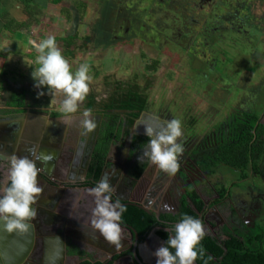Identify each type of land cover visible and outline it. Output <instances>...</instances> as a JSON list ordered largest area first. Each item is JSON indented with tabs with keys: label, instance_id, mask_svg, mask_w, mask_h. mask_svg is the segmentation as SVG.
Returning a JSON list of instances; mask_svg holds the SVG:
<instances>
[{
	"label": "crops",
	"instance_id": "obj_1",
	"mask_svg": "<svg viewBox=\"0 0 264 264\" xmlns=\"http://www.w3.org/2000/svg\"><path fill=\"white\" fill-rule=\"evenodd\" d=\"M96 1L0 0V148H6L11 153L15 149L17 153L20 150L23 155L19 154V156L32 155L30 150H34L33 158L41 154L52 157L45 163L37 161L38 166L42 169L38 180L43 187V192L34 205L38 214L31 221V225L34 232L38 230V233L36 232L32 250L25 256L23 264H62V258L63 264H92V262L110 260L121 253L126 254L115 260L113 264H134L131 257L133 240L122 236V246L117 248L106 241L91 225L95 198L89 189L94 187L106 173L111 174L110 181L115 187L112 197L114 200L119 199L121 203L145 204L156 211L164 210L165 213L168 211V207L176 209L172 203L176 195L175 189L169 186V182L165 178L162 179L163 175L159 174L158 166L147 158L140 161L122 154L125 151L122 150L121 138L112 142L111 153L108 155L106 163L108 167L93 182L94 186L77 185L88 181V171L79 169L82 158L78 162L80 157L78 153L72 155L71 159L65 163L61 158L60 149L65 147V134L69 130L68 134H71L72 129L77 127L83 134L80 124L82 113L79 115L62 113L60 104L63 95L48 93L46 88L36 87L32 72L37 67L35 60L39 53L29 44V38L40 39L46 38L48 35H55L62 54L71 57V49H75L74 47L79 42L82 43L84 38V42L88 40V37H84L83 34H85L89 19L95 16L94 11L98 10ZM116 1L119 2V0H108L112 5ZM216 3L218 0H214L213 4ZM247 4L249 8L253 5L251 12L246 11L247 20L251 25L254 24L255 27H258L262 33L255 53L250 58L253 63L262 68L259 74L262 81L256 78L257 74H252L251 69L245 68L240 73L242 77L238 80V83L246 81V85H248L247 87L245 84L242 85L244 93H249L248 91L254 86L253 83H258V81H261L264 86V0H247ZM103 14L102 11V16ZM249 47L250 50L253 49L252 46ZM41 90L44 91V95H39ZM86 98L84 108L88 107L92 97ZM114 103L115 100H112L97 110L93 103L91 107L92 112L95 111L93 117L98 121V118H102L100 114L109 109L108 107L116 106ZM16 113L21 115L13 116ZM15 131L19 135L16 141L15 137H11ZM85 137L81 139V144L84 148L83 151L86 152L89 138L88 135ZM14 142L17 148H14ZM79 144L76 146L79 147ZM72 145V143L71 146L68 145L70 151ZM82 155L86 158V153ZM92 156H87L88 166ZM138 165H145V172L143 171L142 176L136 179L128 171ZM129 168L131 169L129 170ZM3 178L5 182L8 181L7 172L4 173ZM41 178H44L47 183L43 182ZM243 184L246 185L241 188L229 189L230 198L221 204L222 210L228 213L231 211L235 213V207L239 204L242 205L241 218H236V222L233 221L234 219L228 220L227 218L218 225L203 221L206 235L218 238L224 227L229 230L248 231L256 224L264 223V202L258 211L259 215L251 211L252 215L247 214L249 210H246L244 206L250 202L249 195L257 196V200L262 201L260 198H264V190H260L259 187L264 183L251 174ZM246 186H250V192L244 190ZM254 186L257 188L254 189ZM162 190L164 193L160 197L159 194ZM199 190L203 191V188L200 187ZM197 193L199 194L198 188ZM213 195L215 198L214 193ZM199 197L204 200L201 195ZM59 214L66 217L64 226L67 229L71 224L72 232L67 233L68 236L65 231H63L65 232L63 237L56 236L55 232H51L53 230L61 232V230H57L60 229L57 226H61L63 223L55 222L58 220L56 216ZM56 223L60 225H56ZM207 229L210 231L207 232ZM0 230L5 232L0 235V252L2 251L0 264H6L5 260L8 258L5 259V256H10L9 258L13 259L19 255L21 251L19 245L23 241L22 236L20 237L18 233L9 234L2 228ZM140 243H143L140 245L142 247L140 250L142 263L156 264L157 257L154 252L163 244V241L156 237L154 232H151Z\"/></svg>",
	"mask_w": 264,
	"mask_h": 264
},
{
	"label": "flooded vegetation",
	"instance_id": "obj_2",
	"mask_svg": "<svg viewBox=\"0 0 264 264\" xmlns=\"http://www.w3.org/2000/svg\"><path fill=\"white\" fill-rule=\"evenodd\" d=\"M136 1L137 0H135L132 5V0H119V2L116 1L114 4V6L116 7L114 11L110 13L103 12L104 14L102 18L104 19L105 17H107V20H109L108 31L111 35L110 39L112 41L116 42L125 40L129 35H131V37L133 36L134 38H136L137 36L133 35V33H135V28L131 27V23L135 20L136 22H134V25L136 28L139 26L140 30L138 35L142 37L141 41H143L144 43L146 42L144 37L148 39H153L151 23L154 17L153 15H147V11L151 9L150 7L152 5H160L165 6L167 8V4L171 2H177V0H148L150 6L148 7V5H145V7H141L138 6ZM188 1L190 11H183V13L179 12L180 15H174L175 21H177V23L179 21V23H181L182 25L185 24L184 26L186 27V29H190V26L192 24L199 26V29L196 31V38H192L189 36L187 38L186 45L188 49L191 50V55H193V57H195L197 61H200L203 66H208L207 63L212 59V65L210 66H212L213 70H215V66L213 65L215 58H213V55L216 54L217 48L212 49L208 47L209 44L207 43V37L219 36L220 38H222L221 33H223L224 31L234 32L237 35L234 36L235 38L226 41L229 43L228 45H231V48H233L229 50H231L230 52H234V58L236 54L242 53L243 49L240 53L235 52V50H238V47L243 48L245 46H252L255 50L258 44V40L262 37V33L260 32L258 27H255L254 24L251 25V23L247 20L246 11L249 10L251 12L253 7L252 5V7L249 8L247 0H218V3H216L215 5L213 4L214 0ZM111 6H113L112 3ZM104 24L105 23L102 24V27L103 30L106 31ZM168 31L169 30L158 31L159 36H164V42L170 41L171 39H176V41L171 40L170 42L175 44L177 42V39L179 40L181 36H186L178 30L179 33L175 34L176 37L174 33H171V35H174V37L171 38V36H166V33H168ZM257 34H260V38L259 36L257 37ZM187 47H180V49L185 50ZM205 52H208L209 54L206 55ZM229 63L230 62H228V64ZM213 70L209 72L208 77L215 76L214 81L217 78L218 82L224 80H228L230 82L233 81V79H230L228 77V74H226V72L212 73ZM251 72L252 74H256L253 72V70H251ZM257 75L258 76L256 78L262 81V77H259V74ZM241 77V74L236 75V83L233 84V86L235 87V90H237V92H235V99H232L233 101L230 103V105L232 106V111H229L224 117L218 119L216 118V114L215 117H209L205 115L199 119H188L186 116L187 113L185 114V111H183L181 115H178L176 117L181 119L182 127L185 132V135L182 138V141L185 146V151L180 160V169L175 175H169L168 173L158 168L159 174L163 175L162 179L165 178L169 182V186L175 189L174 191L176 193L175 198L172 202L173 206L176 207V209H169L168 207V213H165V211L163 210L159 211L161 212V214H177L179 211L181 199L186 194L187 190L189 188H192L197 193L198 188L199 194L205 200L204 201L201 197H199L204 202L203 212L199 214V219L204 222H207L206 215L210 212V214L212 213L213 215H215V217L219 219L220 222H223L224 219L227 220V218L228 220L234 219L233 221H235L236 218H241L240 213L243 212L242 205L239 204L237 207H235V213H232L233 211H231V213H228L226 211L224 212V210H222L221 208V204L230 198L228 190L232 188H240V185L247 181L250 178L251 174L254 175V177L259 178V180H262V183H264V153H262V155L259 154V150L262 144H264V104H262L260 110H258L257 108L258 101L262 99H260V97L258 98V95H261V91L264 92V86L262 85L261 81H258V83H255L253 88L248 91L249 93H244V90L242 89L243 86L238 85V80ZM225 92L227 94L228 91L225 90ZM255 105L256 108L254 107ZM166 112V108H160L158 109L157 113L154 114L152 111V106L149 105L147 100V109L139 112L137 118H134L132 120L131 125L126 128L128 121L132 119L133 115H135L137 111L122 109L119 104H116L114 108L106 109L103 114H100L102 118H98V127L92 133L88 134L89 139L86 152L85 150L83 151L84 148L81 144V139L86 137L84 134H82L80 128H73L71 134H68L70 130L69 132H67V134H65V147L60 149L63 163H65V161L70 160V157L72 155L78 153V155L80 156L78 162H80V159L82 158L81 168L79 169L82 171H88L89 161L87 159V156H92L99 142L104 138L105 135L109 133L108 131L113 128V126H115V130L114 133L110 136V139L107 143V154L105 157V164L103 166L102 171L106 170V168L108 167L106 164L107 158L108 155L111 153L112 142L116 139V132L119 127H122L120 141L122 143V150L125 151L124 153L122 152V154L126 156L129 155L132 157V159L135 158L136 160H139L138 157L142 154V151L146 146V143L148 142L145 141V139H148L149 137L145 134L143 125H141L139 128L135 127L140 124L142 120H145L148 117L159 116L162 119L173 118L171 117V115L166 114ZM19 115L21 114L16 113L13 116ZM254 117L257 118L253 130L254 137L252 140V145L254 146L255 150L252 153L253 159L250 160L249 170L248 172L246 171L247 178L238 180V177L242 174V157H239L237 160L239 164V167H237L238 169L229 168L223 164H220L213 169V172H211L210 169L207 170L204 167V162L212 164L211 161H213L214 155L221 149V147L233 142L235 138V129L237 122L240 121L241 125H248L249 123H251ZM18 136L19 135L17 131H15L14 135L11 137H15L16 141V138ZM71 143L73 144V147L70 151L68 145L71 146ZM77 144H79V147L76 146ZM13 145L14 148H17L15 147V142L13 143ZM13 153L17 155H23L20 150L17 153V150L15 149L11 153V151H8L6 148H0V186H3L8 182H5L3 177L4 173H8L9 156ZM83 153H86V158H84L85 156L82 155ZM24 154L26 153L24 152ZM130 169L131 168H129V170ZM221 170L224 172H222ZM128 172L131 173V171ZM200 187L203 188V191L199 190ZM223 187L227 189L226 198L217 206L213 204V202L218 198L217 190ZM256 188L257 187L254 186V189ZM244 190L250 192L251 188L250 186H246ZM260 190L264 189L260 188ZM213 193L216 196L215 198L213 197ZM199 194L197 193L198 196H200ZM205 195L209 196H207L206 198ZM249 196L250 202L244 205L246 207L245 209L249 210L247 211V214L249 213L250 215H252L251 212H253L259 215L258 211L262 208L261 206L263 205L264 198L262 197L260 198L262 201H258L257 196ZM56 219L58 220L55 222L60 223L59 221H61L63 223L61 226H57L58 228H60L57 230H61V232L53 230L51 231L52 233L55 232L54 234H56V236L63 237L65 232L66 234L72 232V230L70 229L71 224L69 225L68 229L64 226L66 220L65 216L59 214L58 216H56ZM57 223L56 225H60ZM35 231L37 232L38 230ZM36 232L33 231L34 237L38 233ZM4 233L5 232H0V235H3ZM149 235L150 233L148 234V236ZM148 236H146L145 239ZM138 244L142 245L143 243L138 242ZM141 248L142 247L139 246V253ZM32 260L33 259L31 258V261Z\"/></svg>",
	"mask_w": 264,
	"mask_h": 264
},
{
	"label": "rangeland",
	"instance_id": "obj_3",
	"mask_svg": "<svg viewBox=\"0 0 264 264\" xmlns=\"http://www.w3.org/2000/svg\"><path fill=\"white\" fill-rule=\"evenodd\" d=\"M100 1H96L98 10L94 11L95 16L89 19L85 34H83L84 37H88V40L84 42V38L82 43L79 42L74 47L75 49H71V57L65 56L72 64L73 70L84 62L90 65L89 74L92 76V80L89 82L90 91L86 97L91 96L93 98L95 110L101 109L103 105L112 102V100L119 101L128 93L133 92L147 98L154 114L157 113L158 109L166 108V114L175 118L185 111L188 119H199L205 115L215 117L216 114V118L219 119L232 111L230 103L233 101L232 99H235V92H237L233 86L236 83V75L242 73L245 68L253 70L256 74H260V70H262L260 66L258 67L250 60L255 50H250L249 46L238 47L235 52L240 53L243 49L242 53L236 54L235 58L233 57L234 52L229 50L233 48L226 41L235 38L236 34L227 31L221 33L222 38L219 36L207 37L208 47L217 48L216 54L213 55L215 70L210 66L212 59L207 63L208 66H203L200 61H197L191 55V50L188 49L186 42L189 36L196 38V31L199 26L192 24L190 29H186L185 24L182 25L179 21L177 23L174 16L180 15L179 12L190 11L188 0H177L178 3L171 2L167 4V8L152 5L151 9L149 8L150 10L147 11V15L154 17L151 23L153 39L144 37L145 43L141 41L142 37L138 35L139 26L137 29L134 25L136 20L131 23V27L135 28L133 35L137 36L136 38L129 35L125 40L112 41L108 31L109 20L107 17L102 18V11L110 13L116 7L114 3L111 6L108 0ZM134 1L132 0V5ZM136 3L141 7L150 6L148 0H137ZM103 23H105L106 31L103 30ZM164 30H169L166 36H171V38L179 33L178 30L186 36H181L175 44L170 42L171 40L176 41V39L164 42V36H159L158 33V31ZM258 36L260 38V34H257ZM180 47L187 48L184 50ZM205 53L206 55L209 54L208 52ZM155 58L160 60V64L158 70L153 73L148 71L146 67ZM228 62L230 63L228 64ZM211 70H213L212 73L226 72L233 81L218 82V78L214 81L215 76L208 77ZM243 84L248 86L246 81L238 83L239 86ZM253 84L255 85V83ZM225 90L229 93L226 94ZM259 97L262 99L258 101V110L264 104V92L261 91ZM86 101L87 98L81 103V108L77 113H74L75 115L83 112ZM254 107L256 108V105ZM245 185H240V188ZM260 188L264 189V186L260 185ZM207 196L209 195H205L206 198ZM206 220L215 225L221 223L210 212L206 215ZM209 231L207 229V232Z\"/></svg>",
	"mask_w": 264,
	"mask_h": 264
},
{
	"label": "clouds",
	"instance_id": "obj_4",
	"mask_svg": "<svg viewBox=\"0 0 264 264\" xmlns=\"http://www.w3.org/2000/svg\"><path fill=\"white\" fill-rule=\"evenodd\" d=\"M29 44L39 53L35 60L37 67L32 72L36 87L46 88L48 93L62 94V113H77L90 91V65L84 62L73 70L72 64L58 47L55 35L40 39L30 37ZM44 94L43 90L39 93ZM80 124L84 135L98 127L91 108L83 109ZM141 125L149 140L138 159L147 158L164 172L175 175L185 151L182 141L185 132L181 119L153 116L142 120L135 128ZM30 151L32 155L19 156L13 153L9 156L8 182L0 186V228L9 234L28 233L32 227L31 221L38 214L34 205L43 187L38 180L42 169L37 161L45 163L52 157L41 154L33 158L34 150ZM110 176L106 173L89 189L95 198L91 225L106 241L119 248L122 246V218L127 206L119 199L113 200L115 187L111 184ZM172 233L155 250L156 264H195L198 258L205 255L206 250L201 241L206 232L201 219L185 213L175 223Z\"/></svg>",
	"mask_w": 264,
	"mask_h": 264
},
{
	"label": "trees",
	"instance_id": "obj_5",
	"mask_svg": "<svg viewBox=\"0 0 264 264\" xmlns=\"http://www.w3.org/2000/svg\"><path fill=\"white\" fill-rule=\"evenodd\" d=\"M160 60L155 58L151 63L147 64V70L155 73L159 68ZM91 100V101H90ZM88 107L91 108L93 99L91 98ZM114 104H119L122 109L135 110L137 113L133 115L127 123L129 127L134 118H137L139 112L147 109V98L139 93L130 92ZM18 106H20L18 104ZM114 107L111 105L109 109ZM257 118L254 117L248 125H241L237 122L235 129V138L232 143L226 144L214 155L212 164L204 162L205 168L213 169L217 165L223 164L229 168L236 169L239 167L237 162L239 157H242V174L238 180L247 178V172L252 160V153L255 148L252 145L253 130ZM261 128V127H260ZM115 126L111 128L107 135L99 142L96 147L88 169V181L77 184L78 186H94L93 182L97 180L102 172L107 154V143L110 136L114 133ZM257 131V130H256ZM122 127H119L116 132V139L121 138ZM137 138V137H135ZM145 139V141H148ZM263 145L259 150V154L264 153ZM263 148V149H262ZM145 169V165H138L131 169V176L138 179ZM238 169V168H237ZM247 171V172H246ZM234 185V184H233ZM218 198L213 202L219 205L225 198L227 189L225 187L217 190ZM126 205V211L122 218V236L134 241L132 230L137 232L139 237L138 242H142L149 233L154 232L155 236L166 242L168 235L173 234L172 229L183 214L192 215L199 218V214L203 212L204 202L199 198L194 189L189 188L180 202L179 211L177 214H161L156 217L153 213L147 212L135 204L122 203ZM205 255L198 258L195 264H264V223L256 224L250 230H229L222 228V233L218 238L205 235L201 241ZM126 253H121L104 262H95L92 264H113L115 260L124 256ZM91 264V263H82Z\"/></svg>",
	"mask_w": 264,
	"mask_h": 264
},
{
	"label": "water",
	"instance_id": "obj_6",
	"mask_svg": "<svg viewBox=\"0 0 264 264\" xmlns=\"http://www.w3.org/2000/svg\"><path fill=\"white\" fill-rule=\"evenodd\" d=\"M41 180L45 183H47V181L44 179V178H41ZM163 190L161 191V193L159 194V196H163ZM114 200V199H113ZM129 204H135L136 206H138L139 208L147 211V212H150V213H153L156 217H159V215L161 214V212L159 211H156L152 208H149L147 205L145 204H136V203H129ZM33 228L31 227L30 231L26 234H20L19 236L22 238V242L21 245H19V248L21 249L19 255H17L16 257H14L13 259H10L9 257L10 256H5V259L6 257L8 259H6V264L10 263V264H23L24 262V259H25V256L27 254H29L32 246H33V240H34V236H33ZM133 234H134V242L132 244L133 248L131 250V257H132V260L134 262V264H143L142 261L140 260V256L141 254L139 253V244H138V235H137V232L135 230H132ZM151 234V233H150ZM6 254V253H5ZM18 254V253H17ZM8 255V254H6ZM57 261V260H56Z\"/></svg>",
	"mask_w": 264,
	"mask_h": 264
},
{
	"label": "bare ground",
	"instance_id": "obj_7",
	"mask_svg": "<svg viewBox=\"0 0 264 264\" xmlns=\"http://www.w3.org/2000/svg\"><path fill=\"white\" fill-rule=\"evenodd\" d=\"M201 167H202V166H201ZM0 232H3V231L0 230ZM23 242H24V241H23Z\"/></svg>",
	"mask_w": 264,
	"mask_h": 264
}]
</instances>
